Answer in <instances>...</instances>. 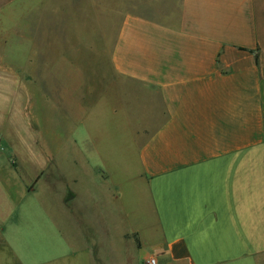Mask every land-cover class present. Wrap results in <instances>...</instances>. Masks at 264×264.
<instances>
[{
    "label": "crops",
    "instance_id": "crops-1",
    "mask_svg": "<svg viewBox=\"0 0 264 264\" xmlns=\"http://www.w3.org/2000/svg\"><path fill=\"white\" fill-rule=\"evenodd\" d=\"M99 8L121 17L111 69H62L65 15ZM50 14L57 71L0 72V264H262L264 0H0V47L34 41ZM99 106L132 132L159 232L150 245L131 246L117 207L98 217L82 194L108 187L109 213L120 191L83 127Z\"/></svg>",
    "mask_w": 264,
    "mask_h": 264
},
{
    "label": "rangeland",
    "instance_id": "rangeland-1",
    "mask_svg": "<svg viewBox=\"0 0 264 264\" xmlns=\"http://www.w3.org/2000/svg\"><path fill=\"white\" fill-rule=\"evenodd\" d=\"M99 1L112 3L116 0ZM57 18V14H50L51 24L49 25V31H42L41 27L34 29L36 35L34 41H30L24 35L22 38H19L17 45H2L0 47V72L8 74L11 70L19 71L20 73L38 70V73H36L41 74L43 70L47 69L57 71L59 68ZM41 20V18H39L38 22L35 20V23L37 22L35 26H38V23L40 26ZM120 20V15L103 12V8H99L97 14H82L81 18H77V15L66 14V24L71 27L60 32L63 34V43L66 46V57H62L64 60L61 63L62 69L66 71H73L75 69L85 71L111 69L109 57L118 33ZM90 22L92 26L93 24L96 25V29L90 30ZM45 32L49 33V37L44 44L42 34ZM95 32L96 36H94ZM44 47L49 56L43 51ZM34 51L36 53L41 52V54L33 55ZM43 55H46V57ZM1 80L8 81V78H0ZM50 81L54 82L55 79L51 78ZM7 84L8 82L2 83V85L8 86ZM1 99L6 101L7 95L1 96ZM90 112L95 115L92 116L90 114L88 123L83 127L86 131L90 132L91 130L92 134L94 133L98 136L99 152L102 154L100 161H102L101 164L104 166V169L110 174L108 185L110 187L111 183H113L120 191H114L115 196H117L116 192L119 195L116 198L118 202L115 199L113 206L110 205L108 207L109 213H107L106 204L103 202L104 198H107L108 187L106 188L104 185L98 183V186L90 192L89 188H87L88 185L85 184V187L81 189L82 194L86 196L87 192L93 193L94 196L91 199L85 198V200L91 202L90 207L92 208V212L98 215V217H105L106 214L113 212H111L113 208L117 207L120 212V222L122 223L114 222V224H121L122 229L130 231L129 243L131 246H139V240L148 242L150 245L153 240L159 237V232L147 188L141 181L134 179L138 163L135 145L132 142V132L124 129L121 118L108 119L105 114L106 111L100 106L97 110L95 107L94 111ZM49 113H52L51 109L44 111L45 118H41L42 124L49 129L48 136L53 133L54 126L52 119H48ZM106 139L113 141L114 149L109 147L108 151L105 150ZM74 165L72 158H67L66 169L67 179L69 180L77 170ZM88 193L87 195L89 196ZM84 195L83 197H85ZM133 231H138L140 235L133 237Z\"/></svg>",
    "mask_w": 264,
    "mask_h": 264
},
{
    "label": "built area",
    "instance_id": "built-area-1",
    "mask_svg": "<svg viewBox=\"0 0 264 264\" xmlns=\"http://www.w3.org/2000/svg\"><path fill=\"white\" fill-rule=\"evenodd\" d=\"M143 264H158V261L156 257L151 256Z\"/></svg>",
    "mask_w": 264,
    "mask_h": 264
}]
</instances>
